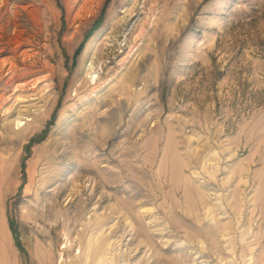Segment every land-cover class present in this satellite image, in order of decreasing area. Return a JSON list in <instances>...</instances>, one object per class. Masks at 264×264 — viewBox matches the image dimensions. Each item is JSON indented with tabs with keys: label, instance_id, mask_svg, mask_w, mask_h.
Segmentation results:
<instances>
[{
	"label": "rangeland",
	"instance_id": "374dc122",
	"mask_svg": "<svg viewBox=\"0 0 264 264\" xmlns=\"http://www.w3.org/2000/svg\"><path fill=\"white\" fill-rule=\"evenodd\" d=\"M0 60L2 264H264V0H0Z\"/></svg>",
	"mask_w": 264,
	"mask_h": 264
},
{
	"label": "bare ground",
	"instance_id": "6f19581e",
	"mask_svg": "<svg viewBox=\"0 0 264 264\" xmlns=\"http://www.w3.org/2000/svg\"><path fill=\"white\" fill-rule=\"evenodd\" d=\"M17 42H18V45H20V44H23V43H27L28 45L30 44V41L28 40V39H26V38H24V37H21V35L19 34V37H18V39H17ZM92 43H93V40H91L90 41V43H89V45L86 47V50H87V53L89 52V49L91 48V46H92ZM30 50V49H29ZM31 51V50H30ZM21 53L22 54H27L28 53V51L27 50H22L21 51ZM17 58V52L16 51H13L12 52V55H11V59H10V62H9V64H10V66L11 67H15V68H17V66H18V63H17V61H14V59H16ZM0 64H1V60H0ZM89 67H90V63H88V62H86L85 64H84V68H85V71H86V73H88L89 72ZM35 83V82H34ZM32 99H35V98H28V99H19V101L20 102H27V101H29V100H32ZM34 104V103H33ZM33 104H22V105H19L17 108H16V110L14 111L15 112V114H16V116L15 117H13V118H11V119H8V121H7V124L9 125L8 126V128L9 129H11V130H14L13 132L15 133V134H18V135H20V134H24L26 131H31V130H33L34 129V126H27V122L26 121H28V120H33V117L32 118H29V117H27L28 115H30V113H33V115H34V117L36 118V117H38V115H39V112H36V110L38 109V107L36 108V109H32V107L34 106ZM36 106V105H35ZM40 109V108H39ZM16 120H17V123H16ZM23 120H25V122H23V123H21V124H19V122H21V121H23ZM17 124V129H19V127L21 126L23 129L22 130H24V131H19V132H17V131H15V128L13 127V129H12V125H14V124ZM9 173V172H8ZM6 176V175H5ZM26 207H28V205H26ZM28 209V208H27ZM25 211H26V209H25ZM27 212V211H26ZM0 220H1V218H0ZM0 225H1V221H0ZM3 226V225H2ZM2 226H0V231L2 232V228H4V227H2ZM2 227V228H1ZM5 230V229H4ZM4 233H5V231H3ZM7 233V232H6ZM5 233V234H6ZM1 234V233H0ZM3 234V233H2ZM2 234H1V236H2ZM5 234L3 235V236H5ZM0 236V237H1ZM3 238H5V237H3ZM6 239H8V238H6ZM2 240V239H1ZM3 240H5V239H3ZM6 242H7V240H6ZM1 244V243H0ZM2 245V244H1ZM102 245V244H101ZM8 246V245H7ZM6 246V247H7ZM1 248V247H0ZM38 248V247H37ZM2 249H0V251H1ZM4 250V249H3ZM6 250V249H5ZM7 251H8V249H7ZM6 251V252H7ZM2 252V251H1ZM4 253H5V251H3ZM2 252V253H3ZM1 255H3V254H1ZM4 256V255H3ZM3 256H0V257H3ZM5 257V256H4ZM10 258V257H9ZM2 260V259H1ZM8 261V260H7ZM2 262H3V260H2ZM2 262H0L1 264H2ZM10 262V261H9ZM4 263H7V262H5L4 261ZM8 264V263H7ZM10 264V263H9Z\"/></svg>",
	"mask_w": 264,
	"mask_h": 264
}]
</instances>
